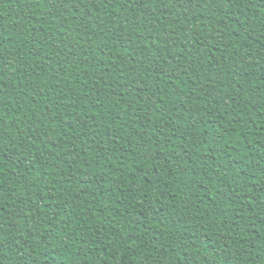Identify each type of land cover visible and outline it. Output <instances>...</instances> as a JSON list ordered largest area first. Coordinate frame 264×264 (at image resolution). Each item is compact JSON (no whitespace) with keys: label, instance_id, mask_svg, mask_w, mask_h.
Listing matches in <instances>:
<instances>
[{"label":"trees","instance_id":"1","mask_svg":"<svg viewBox=\"0 0 264 264\" xmlns=\"http://www.w3.org/2000/svg\"><path fill=\"white\" fill-rule=\"evenodd\" d=\"M0 264H264V0H0Z\"/></svg>","mask_w":264,"mask_h":264},{"label":"snow or ice","instance_id":"2","mask_svg":"<svg viewBox=\"0 0 264 264\" xmlns=\"http://www.w3.org/2000/svg\"><path fill=\"white\" fill-rule=\"evenodd\" d=\"M0 243H2V241H0Z\"/></svg>","mask_w":264,"mask_h":264}]
</instances>
